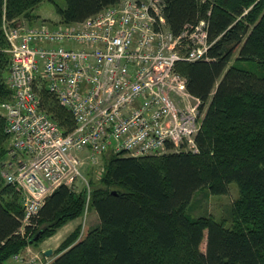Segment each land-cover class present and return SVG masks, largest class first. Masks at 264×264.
Here are the masks:
<instances>
[{"label":"trees","instance_id":"1","mask_svg":"<svg viewBox=\"0 0 264 264\" xmlns=\"http://www.w3.org/2000/svg\"><path fill=\"white\" fill-rule=\"evenodd\" d=\"M42 1L0 0V100L12 96L2 19H31L33 7ZM118 1L65 0L63 7L54 3L56 26L82 22ZM160 2L175 35L201 19L207 24L211 44L205 59L176 67L187 91L200 101L197 151L107 156L101 184L87 199L85 192L59 185L23 234L20 192L0 176V264L27 246L38 248L79 217L85 203L96 212L97 224L84 236L78 226L71 231L49 256L51 264H264V0ZM241 62L257 63L259 70L241 67ZM34 89L48 115L65 132L72 129L70 112L44 84L37 81ZM8 137L0 115V160L7 155ZM230 182L236 183L237 197L223 220L186 214L196 190L206 187L211 194H226ZM43 224L38 238L29 243L32 236L24 234Z\"/></svg>","mask_w":264,"mask_h":264},{"label":"built area","instance_id":"2","mask_svg":"<svg viewBox=\"0 0 264 264\" xmlns=\"http://www.w3.org/2000/svg\"><path fill=\"white\" fill-rule=\"evenodd\" d=\"M1 29L12 96L0 100L9 136L0 176L20 192L21 234L55 188L84 181L85 150L130 156L197 151L203 113L176 67L205 59L211 43L204 19L175 35L160 0H119L79 23L23 26L3 18ZM37 81L70 112L72 129L65 132L44 110ZM13 259L52 262L29 249Z\"/></svg>","mask_w":264,"mask_h":264},{"label":"rangeland","instance_id":"3","mask_svg":"<svg viewBox=\"0 0 264 264\" xmlns=\"http://www.w3.org/2000/svg\"><path fill=\"white\" fill-rule=\"evenodd\" d=\"M199 1L201 2L204 0H199ZM54 3H56L60 7H63L65 5V0H52V1L43 0L38 5L33 7L32 14L34 16L31 17V19L30 18L28 19L25 16H20L14 18L13 22H20L23 26H35L43 23L42 21L45 20L44 21L45 23L51 21L53 25H56L57 24L56 21H58V16L54 10ZM234 56H236V53L233 55V57ZM239 66L244 67L246 69L259 70V66L257 63L241 62ZM7 77L8 76H6V82H7ZM8 146H9V140L7 147ZM113 154L114 153L110 152L109 150L95 154H92L88 150L83 151L81 153V156L84 160V164L82 165L81 173L82 176L84 177V181H82L81 179L76 180L73 184L69 186L71 190L74 192H80V191L85 192L87 199L90 190L101 184L100 178L104 171V158ZM92 156L94 157V160H92L91 158ZM7 158L8 155H5V157L0 160V163L2 164ZM228 187H229L228 192L226 194H221V195L211 194L206 187H202L196 190L193 193V196L191 197V200L186 207L185 210L186 214H188L191 217L211 216L215 220H223L224 217H227L228 215L230 204L237 197L236 183L230 182ZM86 206L87 203H85V208L82 211V214L79 216V224L77 225L78 227H80V231H81L80 236H84L87 230L93 228L98 222L96 212L89 205L88 207ZM77 226L75 228H77ZM44 227H46L45 224L38 227L36 231L30 230L29 234L26 233L24 235L26 238L31 236L33 237L35 234H39V231ZM69 233H67V235ZM44 246L46 245L44 244ZM38 248L33 246H27L26 248H24V251L29 249L30 252L36 253L37 250L35 249Z\"/></svg>","mask_w":264,"mask_h":264},{"label":"crops","instance_id":"4","mask_svg":"<svg viewBox=\"0 0 264 264\" xmlns=\"http://www.w3.org/2000/svg\"><path fill=\"white\" fill-rule=\"evenodd\" d=\"M79 224V217L69 220L66 224L60 227L56 233L40 243L39 248L35 249L37 251L43 252L45 249L53 250L58 246V244L64 239V237L73 230ZM44 244L46 246H44ZM50 256H53L52 253ZM4 264H16L13 258H9Z\"/></svg>","mask_w":264,"mask_h":264},{"label":"water","instance_id":"5","mask_svg":"<svg viewBox=\"0 0 264 264\" xmlns=\"http://www.w3.org/2000/svg\"><path fill=\"white\" fill-rule=\"evenodd\" d=\"M38 236H39V234H35V235L29 240V243H31L33 240L37 239ZM51 253H52V250H51V249H45V250L43 251V255L46 256V257L50 256Z\"/></svg>","mask_w":264,"mask_h":264},{"label":"bare ground","instance_id":"6","mask_svg":"<svg viewBox=\"0 0 264 264\" xmlns=\"http://www.w3.org/2000/svg\"><path fill=\"white\" fill-rule=\"evenodd\" d=\"M18 23H20V22H18ZM179 72V71H178ZM181 74V73H180ZM7 79H8V77H7ZM37 93V92H36ZM38 94V93H37ZM38 96H39V98H40V95L38 94ZM41 99V98H40ZM213 219V218H212Z\"/></svg>","mask_w":264,"mask_h":264}]
</instances>
